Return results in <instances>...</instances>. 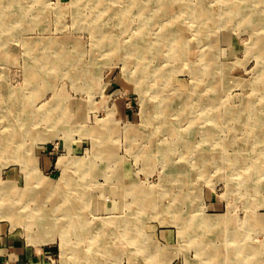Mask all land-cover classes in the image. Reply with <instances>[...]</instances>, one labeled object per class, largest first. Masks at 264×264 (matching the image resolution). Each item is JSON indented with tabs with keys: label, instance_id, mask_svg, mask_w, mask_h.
<instances>
[{
	"label": "rangeland",
	"instance_id": "obj_1",
	"mask_svg": "<svg viewBox=\"0 0 264 264\" xmlns=\"http://www.w3.org/2000/svg\"><path fill=\"white\" fill-rule=\"evenodd\" d=\"M18 1L14 10L21 15L14 14L13 22L6 26L0 22V33L5 27V39L0 40V141L13 136L23 124H28L29 130L21 137L24 142L20 151L7 155L0 152V184L12 181L22 190L27 174H31L33 184L45 197L52 221L65 201L80 212L77 218L84 219L86 227L85 232L76 229L78 223H72L66 215L61 217L60 226L53 222L49 236L46 229H38L41 224L27 228L25 216L20 217L24 212L21 198L9 202L0 207V264H224L227 251L237 250V245L244 246L243 251L251 248L254 252L248 254L246 264H264V136L246 140L254 119L264 112V93L254 86L259 79L264 81V57L254 48L256 38L264 34V21L255 23L253 15L242 21H227L226 10L239 9L227 8V4L242 0H175L179 5L194 7L202 1L205 17L212 20L201 30L188 11L178 10L181 22L175 27L185 29L181 45H188L177 48L164 42L167 28L162 24L169 14L151 21L158 13L153 0H105L104 5L111 1L115 7H125V13L120 14L103 12L91 0ZM243 4L239 10L247 11ZM148 21L151 23L146 24ZM143 29L149 32L144 46L156 43L160 49L153 45V56L137 60L115 41L122 42L118 39L121 37L132 43ZM171 33L174 42L175 37L178 39L174 27ZM102 37L109 42H103ZM203 46L208 54L213 53L212 68L220 85L198 90L206 91L204 97L212 91L216 103L194 114L198 120L200 114L209 117L205 125L193 128L180 106L174 105V112L163 113L161 102L189 93V104L202 106L196 99L191 70L207 68L201 56ZM177 54H182V59ZM160 68L162 71H153ZM237 111V118H232ZM261 130L264 126L257 128ZM102 131L107 132L106 136H101ZM206 132L212 134L213 141H206L211 137ZM167 145L173 150H166ZM203 147H211L212 153L205 157L208 166L199 169L196 162H200ZM242 155L245 158L234 160V156ZM60 157L71 161L67 168L70 178H63L66 170L58 164ZM180 163L184 166H178ZM259 164L262 166L257 169ZM171 170L188 174H183V181H175L170 179ZM251 173L254 175L248 177ZM69 179L72 184L67 182ZM122 181L156 192L160 196L159 212L149 208L146 216L145 211L138 210L134 189L127 192ZM122 189L127 193L125 199ZM111 193L113 197H108ZM89 196H93L91 202L92 197L87 201ZM60 204L54 213L53 207ZM4 211L12 213V220ZM111 211L116 212L111 215ZM179 211L186 215L182 221L186 220L187 230L183 231L181 218L176 216ZM207 216H223L228 223L191 228L187 222ZM105 219L113 230L97 232ZM227 235L235 238L231 240Z\"/></svg>",
	"mask_w": 264,
	"mask_h": 264
},
{
	"label": "bare ground",
	"instance_id": "obj_2",
	"mask_svg": "<svg viewBox=\"0 0 264 264\" xmlns=\"http://www.w3.org/2000/svg\"><path fill=\"white\" fill-rule=\"evenodd\" d=\"M18 0H0V22H1V24L2 25H8V24H10V23H12L13 22V18H11V17H13L14 16V14L15 15H17V14H19V15H21V12L19 11H15L14 10V7H15V5L16 4H18L19 5V1L17 2ZM112 1V0H111ZM109 2V3H107L106 5H104L105 3H106V1L105 0H91L90 2H93V5H99V7H100V9L103 11V12H105V11H110L111 13H113V14H120V13H125V11L126 10H124L125 9V7H115L114 5H112V2ZM126 1V0H125ZM128 1H131V2H133V1H142V0H127V3H128ZM145 1V0H144ZM176 1H178V0H176ZM175 0H161L160 2H158L157 0H153V5L155 4L156 6L155 7H157L158 6V13H154L155 14V16L151 19V21L153 20H156V21H158V20H162L164 17L162 16V14H164V13H166L165 15H167L168 16V14H169V17L168 18H166V20H165V22L162 24L163 26H162V28H164V27H166L167 28V32L163 35V37H164V42L165 43H169V44H171L173 47H177V48H179V47H181V46H185V45H188V43L187 42H185L183 45H181L182 44V42L183 41H181V39H180V36H182V33L184 32V30L185 29H182L181 28V26L179 27V29L180 30H182V31H180L179 29H177L176 27H175V25L180 21L181 22V19L180 18H178V16H177V11L179 10V11H181L180 9H182V11L181 12H184L185 10L186 11H188V14H190V15H192V17H193V19L194 20H196L197 22H198V24H200V26L202 27V26H207L208 24H210L211 23V21H210V19H208V16H207V18L205 17L206 15V12H205V8H204V6H202V5H205V4H203V2L201 1L200 2V5L198 6V7H194V6H184V5H179V3L178 2H176ZM227 1V0H226ZM264 1V0H263ZM263 1H261V3L260 2H256L255 0H242V1H240V3H245V4H243L244 6H246V8H247V11L249 12H247V11H245L244 9L243 10H239L240 8H242L241 6H239L240 5V3H238V4H232V5H229V4H227V8H232V7H234V6H238V10H236V11H227L226 10V14L225 15H227V16H229V18H227V21H232V19H234V18H236V19H241V21L243 20V19H246L247 17H248V15H250V17H251V15H253V16H255V23H263V21H264V9H261V8H264V2ZM130 2V3H131ZM226 3V2H225ZM263 3V4H262ZM90 4V3H89ZM141 5H143V4H141ZM125 6V5H124ZM137 6V5H136ZM140 6V5H139ZM146 6H149V5H146ZM95 7V6H94ZM255 7V8H254ZM149 8V7H148ZM249 8L251 9V11H249ZM260 9V11L259 10H257L256 11V13H255V10L254 9ZM89 9H90V7H89ZM94 9V8H93ZM142 9H144V8H142ZM185 9V10H184ZM187 9H189V10H187ZM156 10V9H155ZM149 12V11H148ZM175 12V13H174ZM22 13H24L23 11H22ZM109 13V12H108ZM146 13V12H145ZM186 13V12H185ZM216 13V12H215ZM7 15H9L10 17L7 19L6 18V16ZM130 15V14H129ZM178 15H180L179 13H178ZM18 16V15H17ZM78 16V15H77ZM94 16V15H93ZM108 16V15H107ZM185 16V15H184ZM166 17V16H165ZM105 18V17H104ZM144 18V17H143ZM101 19V18H100ZM130 19V17L128 18V20ZM230 19V20H229ZM235 19V20H236ZM250 19V18H249ZM19 21H23V19H21V18H19L18 19ZM27 20V19H26ZM25 19H24V21L27 23L28 22V20L26 21ZM99 20V19H98ZM97 20V21H98ZM89 21V20H88ZM92 21V20H91ZM144 21V20H143ZM189 21V20H188ZM187 21V22H188ZM210 21V22H209ZM237 21V20H236ZM24 22V23H25ZM145 22V21H144ZM187 22H186V24H187ZM209 22V23H208ZM149 23H151L150 21H148L146 24H149ZM185 23V22H184ZM213 23V22H212ZM98 25V24H97ZM192 25V24H191ZM99 26V25H98ZM149 26V25H148ZM177 26H179L178 24H177ZM190 26V25H189ZM188 26V27H189ZM261 26V25H260ZM259 26V27H260ZM2 27V26H1ZM97 27V26H96ZM141 27V26H140ZM143 27V26H142ZM174 27V35H175V33H177V37H178V39H176V37L174 38V42L172 41V39H173V35H172V33H171V30H172V28ZM187 27V28H188ZM252 27V29H253V26H249V28H251ZM3 29V30H2ZM102 28L100 27V28H98L97 30H101ZM204 28L202 27L201 28V30H203ZM140 30V29H139ZM192 30V29H191ZM264 30V29H263ZM4 31H5V27L3 26L2 28H1V33H0V40H1V38L3 39L4 37H5V35H4ZM180 31V32H179ZM149 32H147L146 30H144L143 29V32H138L135 36H134V38H133V40H132V43L130 42V43H128L127 41H124V40H122V39H120L121 37H119L118 39L120 40V41H122V42H116L115 41V43L117 44V46H118V44H120V48L122 49V50H126L130 55H134L136 58H137V60H141V59H146L147 60V58L149 57L150 58V56L152 55L150 52H152L151 50H152V48H153V45H151V44H146L145 46H144V39H146V38H148V34ZM151 33V32H150ZM260 33V32H259ZM261 33H262V31H261ZM260 33V34H261ZM264 33V32H263ZM152 34V33H151ZM150 34V35H151ZM10 35V34H9ZM8 35V36H9ZM161 35V38H162V33H159V36ZM193 35V34H192ZM199 37V36H198ZM7 38H9V37H7ZM27 38V37H26ZM103 38V37H102ZM132 38V37H131ZM160 38V40H162ZM193 38H195V37H193ZM193 38H191V39H193ZM5 39V38H4ZM3 39V40H4ZM29 39V38H28ZM257 41L258 42H255L254 43V45H255V49H257V55H259V56H261V57H264V34L262 35V36H258L257 38ZM100 40V39H99ZM103 42H109V40H106L105 38H103ZM184 40V39H183ZM195 40V39H194ZM193 40V41H194ZM129 41V40H128ZM131 41V40H130ZM9 42V41H8ZM28 42V41H27ZM158 42L160 43L161 41H159V39H158ZM101 43V42H100ZM158 43V44H159ZM163 43V42H162ZM4 44V43H3ZM30 44V43H29ZM49 44H51V43H49ZM54 44H56V43H54ZM101 44H104V43H101ZM194 44H196V42L194 43ZM59 45V44H58ZM155 46H158V48L157 49H160V44L159 45H157L156 43H155V45H154V47ZM1 47V46H0ZM6 47V46H5ZM194 47V46H193ZM4 49V48H3ZM31 49V48H30ZM29 49V50H30ZM37 49V48H36ZM202 51H201V56L203 57L204 56V58H205V60L202 58V60H203V64H205V65H207V68H205V67H199L198 69H195V70H191L192 72H193V78L195 79V86H194V92H196V94L198 95V97H196V99H198L200 102H202V104H200V105H202L200 108H197L196 106H192L191 104H189L190 103V101H188L189 100V98H190V96H192V95H190L189 93H185L186 95H188V96H182V95H176V97H172V98H170L171 100L170 101H168L169 99H166V101L165 102H161V109H162V112L163 113H170L169 111L171 110V111H173L174 110V108H173V106L174 105H177L178 106V108H179V106H180V108L181 109H183L182 111H184V113L187 115V117H189V122L191 123V125H192V127L193 128H197L199 125H203L204 124V122L205 121H208V115H206V114H200V116L199 117H202L201 119H199L198 120V118H196L195 116H194V114L195 113H197V114H199V112H201V111H204V110H206V109H208V105H213V103H214V99L216 98V96H213V92L211 91L210 93H212V94H210V93H207L208 95L207 96H205L204 97V95H205V93L204 92H206V91H208V89L209 88H216L215 86H218L219 87V80L216 78V76H215V73H216V71L214 70V68H212V66H214V63H213V53H210V54H208L207 53V49L203 46V48L201 49ZM5 51V50H4ZM178 52H180V51H178ZM4 54V53H3ZM64 54V53H63ZM149 54V55H148ZM151 54V55H150ZM7 55V54H6ZM51 55V54H50ZM72 55V54H71ZM3 56V55H2ZM68 56H69V54H68ZM153 56V55H152ZM181 56H182V54H180V55H178L177 54V57H180V59H182L181 58ZM53 57V56H52ZM60 57V56H59ZM260 57V58H261ZM61 58V57H60ZM148 58V59H149ZM158 58V57H157ZM159 59V58H158ZM263 61H264V59H263ZM50 62V61H49ZM56 64V63H55ZM54 64V65H55ZM77 65V64H76ZM72 67V66H71ZM148 67H149V65H148ZM37 69V68H36ZM42 69V68H41ZM162 69L163 68H160V69H156V70H153L154 72H159L160 70L162 71ZM74 70V69H73ZM78 70V69H77ZM81 70V69H80ZM75 71V70H74ZM73 71V72H74ZM143 71H145V70H143ZM148 71V70H147ZM153 72V73H154ZM76 73H78V72H76ZM75 73V74H76ZM173 73V72H172ZM35 75V77L37 76L36 74H34ZM42 76V75H41ZM34 77V76H33ZM38 77V76H37ZM39 77H40V75H39ZM32 78V77H31ZM239 82H240V79L238 80ZM238 83V82H237ZM201 84L203 85V86H201ZM254 86H255V90L256 91H260V92H263L264 93V81H262V80H260L259 79V81H257V82H255L254 83ZM145 88V87H144ZM203 89V88H206L207 90L206 91H203V92H199L198 90L199 89ZM146 89V88H145ZM7 91H8V89H7ZM193 92V93H194ZM3 93V92H2ZM196 94H195V96H196ZM260 94V93H259ZM191 99H193V98H191ZM190 99V100H191ZM216 100V99H215ZM263 101H264V99H262ZM18 101V100H17ZM259 101H261L260 100V98H259ZM158 102V101H157ZM253 102V101H252ZM216 103V102H215ZM214 103V104H215ZM223 103V102H222ZM251 103V102H250ZM250 103H248V104H250ZM261 103V102H260ZM251 105V104H250ZM1 106V105H0ZM223 106V105H222ZM225 106H226V104H225ZM248 106V105H247ZM246 106V107H247ZM2 107V106H1ZM177 108V109H178ZM179 108V109H180ZM228 108V107H227ZM248 108V107H247ZM261 108V107H260ZM176 109V108H175ZM225 109V108H224ZM10 110V109H9ZM234 110V109H233ZM161 112V111H160ZM174 112V111H173ZM173 114V113H172ZM219 114V113H218ZM241 114V113H240ZM249 114V113H248ZM256 114V113H255ZM151 115H152V113H151ZM163 116H165V114H162ZM180 115V114H179ZM196 115V114H195ZM231 116H232V118H237V116H238V111L236 112V113H233V114H231ZM151 117V116H150ZM166 117V116H165ZM200 121V122H199ZM243 121V120H242ZM201 122H203V123H201ZM14 123V122H13ZM18 123V122H17ZM59 123V122H58ZM7 124V123H6ZM212 124V123H211ZM237 124V123H236ZM28 124H23V126H22V128H20L21 130H16L15 129V131H14V133L12 134L13 136H10L9 135V137L5 140V141H0V144H2L1 145V147H0V152H2V153H4V152H6V154L4 153L3 155H7V153H12V154H16L18 151H20L21 149H22V143L24 142V140L21 138V137H23L24 136V132H27V130H29V129H26V126H27ZM34 126L36 125V123L35 124H33ZM205 125V124H204ZM13 126V125H12ZM11 126V127H12ZM231 125H229V128H231L230 127ZM237 126V125H236ZM252 129L251 130H249L248 131V134H247V139L246 140H248V141H251V140H253V137L254 138H256L257 139V137H261V136H264V130H261L260 132L259 131H257V128L258 129H260L262 126H264V112H262L256 119H254V122L252 123ZM15 127H16V125H15ZM233 127V126H232ZM32 128V127H31ZM112 128H113V126H112ZM5 129V128H4ZM232 129V128H231ZM10 130V129H9ZM14 130V129H13ZM30 130H32V129H30ZM113 130H114V128H113ZM210 130V129H209ZM7 131V130H6ZM58 131V130H57ZM112 131V130H111ZM207 131H208V129H207ZM235 131H236V129H235ZM29 132H31V131H29ZM44 132H46V131H44ZM102 132H104V131H102ZM213 132V131H212ZM233 132V131H232ZM245 132V131H244ZM243 132V133H244ZM5 133V132H4ZM7 133V132H6ZM49 133V132H48ZM57 133V132H56ZM112 133V132H111ZM206 133H208V132H206ZM219 133V132H218ZM106 134H107V132H104L103 134H101V136H106ZM209 135H211V137H210V139L209 138H207L206 139V141H208V142H211V141H213L212 140V134L209 132L208 133ZM44 135V134H43ZM45 135H46V133H45ZM181 135V134H180ZM214 135H216V133L214 134ZM236 135V134H235ZM47 136V135H46ZM43 137V136H42ZM50 137V136H49ZM1 138V137H0ZM3 138V137H2ZM173 138H174V136H173ZM187 138V137H186ZM4 139V138H3ZM2 139V140H3ZM44 139V138H43ZM190 139V138H189ZM259 139V138H258ZM235 140V139H234ZM255 140V139H254ZM236 141V140H235ZM237 142V141H236ZM185 143V142H184ZM250 143V142H249ZM209 144V143H208ZM191 146H189V148H186L187 149V153L191 150V147H192V142H191V144H190ZM261 145V144H260ZM143 146V145H142ZM200 145H198V147H199ZM250 146V145H249ZM249 146H248V149H249ZM166 148V150H173L170 146H168L167 145V147H165ZM107 149V148H106ZM112 149V148H111ZM108 150V149H107ZM225 150V149H224ZM113 151V150H112ZM162 151H164V150H162ZM109 152H111V151H109L108 150V153ZM209 152H211V147L209 148H205V147H203V152L200 154V156H199V161L200 162H196V166H198V168L200 169V168H205L206 166H208L207 165V163L205 162V157H208L209 156ZM261 152V151H260ZM259 152V153H260ZM212 153V152H211ZM225 154V153H224ZM238 154V153H237ZM237 154H235V155H237ZM216 155V154H215ZM248 155V154H247ZM21 156V155H20ZM184 156H186L187 157V154H185ZM213 156H214V154H213ZM212 156V157H213ZM233 156V155H232ZM245 155H242V156H234L235 157V159L234 160H236V158H239V157H241V158H245L244 157ZM7 157V156H6ZM167 157V156H166ZM254 157V156H253ZM256 157V156H255ZM263 157V156H262ZM65 157H60L59 158V162H58V164L60 165V166H62V168H64L65 170V173H64V175H63V178H65V177H67V178H70L71 177V175H70V173L69 172H67V168L69 167V166H71L70 165V160H67V159H64ZM68 158V157H67ZM214 158V157H213ZM215 159V158H214ZM218 159V158H217ZM218 160H220V159H218ZM225 160V159H224ZM257 160V159H256ZM217 161V160H216ZM219 162V161H218ZM247 162H249V161H247ZM246 162V163H247ZM254 162H256L255 160H254ZM262 163V162H261ZM75 164V163H74ZM80 164V163H79ZM81 164H83V163H81ZM240 164V163H239ZM244 164V163H243ZM210 165V164H209ZM221 165V164H220ZM235 165H238V164H236L235 163ZM234 165V166H235ZM73 166V165H72ZM75 166V165H74ZM178 166H180V167H182V166H184L183 164H179ZM262 165L261 164H259L258 166H257V169H259L260 167H261ZM80 167V169H82V167L81 166H79ZM73 168V167H72ZM35 169V171H36V168H34ZM187 169V168H186ZM198 169V170H199ZM30 170V169H29ZM197 170V171H198ZM34 171V172H35ZM66 172L68 173V174H66ZM29 173V172H28ZM87 173V172H86ZM91 173V172H90ZM184 173H187L186 171L185 172H183V171H180V170H177V171H175V170H171L170 171V174H171V180H177V181H183L184 179H183V174ZM259 173V172H258ZM264 173V171H262V173H261V175ZM26 174V173H25ZM188 174V173H187ZM197 174V173H196ZM92 175V174H91ZM185 175V174H184ZM254 174H249V176H248V174H247V176L248 177H251V176H253ZM195 176V175H194ZM75 177V176H74ZM90 177H92V180H95V178L93 179V176H90ZM181 177V178H180ZM45 178V177H44ZM73 178V177H72ZM190 178V177H189ZM254 178V177H253ZM252 178V179H253ZM1 179V178H0ZM26 179V186L25 187H23V189L22 190H19V189H17L16 187H15V185L12 183V181H10L9 183H1L0 184V207L1 206H4V205H7V204H9V202H14L15 200V202H17L18 200H20V198L22 199V201L24 202L23 203V206H22V208L24 209V212H22L21 214H20V217H21V215H23L22 217L24 218V216H25V218H26V225L28 226H26L27 228H30V229H32L31 228V226L32 225H36V224H38V225H40L41 224V227L40 226H38V229L41 231H43V229H44V231H45V229L47 230V231H49V233H48V235L50 236L51 235V229H50V227H51V225L53 224V222L54 223H59V226H60V223H61V217L62 216H66V217H68V216H70L69 218L71 219L70 221L72 222V223H78L77 225H76V229H77V227H80V230L82 231V232H85V227H86V223H85V220L84 219H79L78 220V218L77 217H79V216H81V214H80V212H77L76 210H74V208L72 207V205L70 204V203H65V201L63 202V204H62V202H61V204H62V209H61V212L57 215V216H55V215H53L55 218H54V221H52L50 218H49V211H48V209L45 207L46 206V203L44 202L45 201V197L42 195L43 193H42V191L40 192L39 191V188H37L36 187V185H34L33 184V177L31 176V174H27V178H25ZM43 179V178H42ZM48 179V178H47ZM66 179V178H65ZM84 179V178H83ZM169 179V180H170ZM73 180V182L76 184V181H75V178L74 179H72ZM72 180L71 179H69L67 182H69L70 184H72ZM86 180V179H85ZM250 180V179H249ZM40 181V180H39ZM46 181V180H45ZM80 181V180H79ZM84 181V180H83ZM131 181H133V180H131ZM189 181H191V180H189ZM47 182V181H46ZM92 182V181H91ZM129 182V181H128ZM252 182V181H251ZM263 182V181H262ZM35 183H39V182H35ZM81 183V182H80ZM172 183V182H171ZM175 183H177V182H175ZM45 184V183H44ZM55 184H57L56 182H55ZM91 184V183H90ZM119 184V183H118ZM121 184H122V187H125L127 190V192H128V189L130 190H133L132 191V193L135 195L134 197H135V200H137L138 202H135L136 204L135 205H137L136 207H137V209L138 210H143V211H145V215L147 216V215H149V213H150V209L149 208H152L155 212L154 213H157V212H159V208L158 207H160L159 206V203H158V199L157 198H159L158 197V195H157V193L156 192H152V191H149V190H147L146 188H142V187H140V188H138V184H136L135 182H133V183H131L130 182V184H128V183H126V181H122L121 182ZM135 184V185H134ZM17 185V184H16ZM41 185V184H40ZM39 185V186H40ZM51 185V184H50ZM128 185H130V187L128 186ZM173 186V185H172ZM262 186V185H261ZM51 187V186H50ZM82 187V186H81ZM114 187V186H113ZM115 187H117L116 185H115ZM164 187V186H163ZM20 188V187H19ZM51 188H55V187H51ZM133 188V189H132ZM170 188V187H169ZM174 188V187H173ZM173 188H172V190H173ZM178 188V187H177ZM182 188V187H181ZM190 188V187H189ZM61 189V188H60ZM115 190H117V188H115ZM115 190H114V193H115ZM138 190V191H137ZM152 190H154L153 188H152ZM161 190H163V188L161 189ZM183 190H184V188H183ZM261 190V189H260ZM263 190V189H262ZM91 191V190H90ZM126 191H125V189L123 190H121L120 192H122L121 194H122V197L125 199V193H126ZM155 191V190H154ZM174 191V190H173ZM161 192V191H160ZM160 192H158V193H160ZM261 192V191H260ZM91 193H94V192H92L91 191ZM113 193V192H112ZM108 194V197L109 196H111V197H113L112 195L113 194ZM166 193V192H165ZM185 194V193H184ZM183 194V195H184ZM83 195V197H84V194H82ZM93 195V194H92ZM115 195V194H114ZM126 195H127V193H126ZM172 195V194H171ZM94 196V195H93ZM93 196H89L88 197V199H87V201H89V198L90 197H92V198H90V202H91V199H93ZM120 196V195H119ZM162 196V195H161ZM164 196V195H163ZM180 196V195H179ZM185 196V195H184ZM187 196V195H186ZM121 197V198H122ZM172 197V196H171ZM181 197V196H180ZM189 197V196H188ZM86 198V197H85ZM106 198V197H105ZM178 198V197H177ZM184 197H182V199H183ZM261 198V197H260ZM259 198V199H260ZM57 199V198H56ZM80 199V198H79ZM107 199H109V198H107ZM111 199V198H110ZM160 199V198H159ZM167 200V199H166ZM172 200H173V198H172ZM160 201V200H159ZM164 201V200H163ZM175 202H176V200H175ZM22 203V202H21ZM20 203V204H21ZM134 203V202H133ZM191 203V202H190ZM61 204L60 205H56V207H53V209L54 208H58V210H59V207L61 206ZM101 205V203L99 202L98 203V205ZM110 204V203H109ZM132 204V203H131ZM181 204V203H180ZM183 205H184V203H182ZM29 206H31V207H29ZM129 206V205H128ZM162 206V205H161ZM173 206L175 207L176 205H174L173 204ZM12 207V206H11ZM130 207V206H129ZM172 207V206H171ZM179 207V206H178ZM182 207V206H181ZM193 207V206H192ZM101 208V207H100ZM162 208V207H161ZM169 208V207H168ZM175 208H177V207H175ZM180 208V207H179ZM17 209V208H16ZM56 209H54V213H55V211H56ZM130 209V208H129ZM132 209V208H131ZM12 210V209H11ZM100 210V209H99ZM111 210V209H110ZM117 210V209H116ZM152 210V211H153ZM180 210H181V208H180ZM8 211V210H7ZM5 212V216H7V217H11V220H12V213L10 214L9 212ZM98 211V210H97ZM164 211V210H163ZM183 211V210H182ZM188 211V210H187ZM13 212H15V211H13ZM116 212V211H115ZM115 212H113V211H111V212H108L109 214H111V215H113L112 213H115ZM141 212V211H140ZM161 212V211H160ZM180 212V211H179ZM193 212V211H192ZM19 213V212H18ZM107 213V214H108ZM95 214V213H94ZM195 214V213H194ZM144 215V214H143ZM87 216V215H86ZM116 216V215H115ZM176 216H179V218H181L180 219V224H181V226H182V228H183V231L184 230H187V227H186V225H187V223H186V220L184 219L183 221H182V219H183V217H185L186 215H185V213L184 212H180V214L179 215H176ZM252 216V215H251ZM14 217V216H13ZM126 217V216H125ZM131 217V216H130ZM136 217V216H135ZM195 217V216H194ZM193 217V218H194ZM202 217V216H201ZM250 217V216H249ZM252 217H254V216H252ZM251 217V218H252ZM18 218V217H17ZM82 218H84V217H82ZM105 218H107V217H105ZM109 218V217H108ZM20 219V218H19ZM49 219H50V221H49ZM87 219V218H86ZM123 219V218H122ZM190 219H191V217H190ZM228 219V218H227ZM227 219L226 218H224L223 216H218V217H208L207 216V218L205 217V218H200V219H195V220H189V219H187V222L189 221V226L190 225H192L191 226V228H193V226H221L222 224H224V223H226L227 222ZM106 220V222H103L102 223V225H99L98 226V228H97V226H96V228H97V232H100V231H102V229L105 231V230H113L112 229V227L110 226V225H108V223H109V221H107V219H105ZM131 220V219H130ZM133 220V219H132ZM131 220V221H132ZM141 220H142V218H141ZM144 220V219H143ZM250 220V219H249ZM254 220V219H253ZM185 221V222H184ZM192 221V222H191ZM16 222H18V221H16ZM120 222V221H119ZM136 222V221H135ZM254 222V221H253ZM131 223V222H130ZM186 223V224H185ZM191 223V224H190ZM228 223V222H227ZM226 223V224H227ZM122 224V223H121ZM139 224V223H138ZM250 224V223H249ZM37 226V225H36ZM43 227V228H42ZM223 227V226H222ZM34 228V227H33ZM41 228V229H40ZM134 228V227H133ZM189 228V227H188ZM190 228V229H191ZM35 229V228H34ZM131 229V228H130ZM224 229H226V226L224 227ZM235 229V228H234ZM139 230V229H138ZM140 230H141V228H140ZM133 231V230H132ZM201 231V230H200ZM213 231V230H212ZM231 231V230H230ZM235 231V230H234ZM243 231V230H242ZM241 231V232H242ZM39 232V231H38ZM81 232V233H82ZM124 232H128V231H124ZM131 232V231H130ZM236 232V231H235ZM231 233V232H230ZM229 234V233H228ZM239 234V233H238ZM242 234V233H241ZM240 234V235H241ZM99 235V234H98ZM245 235V234H244ZM39 236V235H38ZM205 236V235H204ZM227 236H229V235H227ZM227 236H226V239H227ZM236 236V238H237V235H235ZM223 237V236H222ZM229 237H231L230 239L232 240L233 238H235L234 236H229ZM31 238V237H30ZM37 238V237H36ZM93 238H95L94 236H93ZM207 238H209V237H207ZM240 238V237H239ZM220 239V238H219ZM250 239V238H249ZM37 240H38V238H37ZM210 241V240H209ZM208 241V242H209ZM217 241V240H216ZM131 242H133V241H131ZM206 242V241H205ZM219 242V241H218ZM213 243V242H212ZM235 243V242H234ZM237 243V242H236ZM233 244V243H232ZM246 244V243H245ZM209 245V244H208ZM217 245V244H216ZM229 245V244H228ZM213 246V245H212ZM214 246H215V244H214ZM247 246V245H246ZM37 247V246H36ZM158 247H159V245H158ZM219 247V246H218ZM230 247V246H229ZM249 247V246H248ZM77 248H78V246H77ZM76 248V249H77ZM226 248V247H225ZM236 248H237V250H234V251H227V253H228V256L226 255V257L225 258H223L224 259V264H246V261L248 260L249 261V256H248V254H252V252L253 251H250V249L251 248H249V251L247 252V251H243V249L245 248L244 246H242V245H237L236 246ZM255 248V247H254ZM254 248L252 249V250H254ZM222 249V248H221ZM248 249V248H247ZM219 250V249H218ZM257 250V249H256ZM255 250V251H256ZM81 251V250H80ZM79 251V253H81ZM157 252V251H156ZM223 252H225V251H223ZM97 255H99V253H97V252H95ZM254 253V252H253ZM87 254V253H86ZM84 255V254H83ZM96 255V256H97ZM218 255V254H217ZM221 255V254H220ZM95 256V255H94ZM67 257V256H66ZM98 257V256H97ZM85 258V257H84ZM135 258V257H134ZM79 259H80V257H79ZM67 260V259H66ZM83 260V259H82ZM93 260H94V258H93ZM101 260V259H100ZM95 261V260H94ZM135 261H136V259H135ZM100 262L102 263V264H104L105 262L104 261H98V263L97 264H100ZM90 264V263H89ZM95 264H96V262H95ZM107 264V263H106Z\"/></svg>",
	"mask_w": 264,
	"mask_h": 264
}]
</instances>
